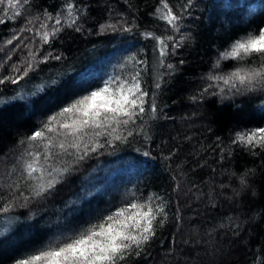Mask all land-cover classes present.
Wrapping results in <instances>:
<instances>
[{
  "label": "trees",
  "instance_id": "16d2710c",
  "mask_svg": "<svg viewBox=\"0 0 264 264\" xmlns=\"http://www.w3.org/2000/svg\"><path fill=\"white\" fill-rule=\"evenodd\" d=\"M67 3L75 5L71 13ZM167 3L182 17L178 32L160 18L161 0H22L14 10L7 0L0 5V79L23 77L0 84V208L9 209L0 212V264H14L29 248L120 207L143 204L152 194L162 199L167 221L127 264H264V152L233 143L237 133L264 127V91L233 94L209 79L237 66L229 60L217 68L216 61L233 40L264 26V0ZM146 32L165 38L163 66ZM182 36L174 48L169 37ZM29 64L33 70L23 76ZM136 73L155 113L146 104L133 123L111 125L106 135L93 129L101 134H87L88 145L79 153L69 148L65 161L53 147L52 159L40 160L44 175H28L29 153L44 151L41 142L28 140L34 131L105 81ZM49 136L59 142L65 130ZM85 147L95 150L79 160ZM52 180L54 188L35 194Z\"/></svg>",
  "mask_w": 264,
  "mask_h": 264
},
{
  "label": "snow or ice",
  "instance_id": "6c2138e0",
  "mask_svg": "<svg viewBox=\"0 0 264 264\" xmlns=\"http://www.w3.org/2000/svg\"><path fill=\"white\" fill-rule=\"evenodd\" d=\"M21 2L22 0H7L9 8L13 10L19 7ZM24 2L26 3L27 0ZM4 3L5 0H0V5ZM191 4L192 0H186L187 7H190ZM161 5L163 14L160 18L165 20L173 31L178 32L179 21L182 17L173 11L167 0H161ZM74 7L73 3L66 4L69 13L73 11ZM49 18L51 19V16ZM60 23V19L55 20L56 25ZM41 27L46 28L47 25H41ZM56 30L53 28L52 34H55ZM124 30L131 31V28ZM143 35L145 39L156 41L158 55L161 58L160 63L163 66V58L168 54L165 38L156 36L152 32H146ZM48 39L49 33L43 32L42 41L47 42ZM169 39L174 41L173 46L176 48L182 45L185 37L182 36L179 41L175 40V37H169ZM7 43L11 44L12 40H8ZM43 59L47 60L48 57L45 56ZM54 59H60V57L56 56ZM229 60L237 62L234 70L223 75L210 76L209 79L222 82L233 94H238L241 90L245 92L264 91V26H259L258 31L249 32L233 40L223 52L219 53L216 67L218 68L221 62ZM139 63L145 62L139 61ZM167 68L174 71V66L171 64L167 65ZM13 70L19 72V68ZM32 70L33 65L29 64L25 68L23 76H27ZM22 78L6 76L0 79V84L6 81L17 84L18 80ZM56 84V80L51 81V85ZM155 87L159 88L160 83L157 82ZM40 90L43 91V86ZM204 91L206 92L207 89ZM148 96L149 93L142 88L139 73H136L130 79L116 80L113 78L105 81L102 87L75 99L63 107L60 112L49 117L39 130L34 131L28 137L30 142H41L44 148L43 152L29 153L32 156V161L26 165L28 175L31 176L37 171L41 177L44 175L45 167L40 160L43 158L47 162L52 159L53 147L58 148L61 152H67L69 148H72L79 153L80 141L84 135H87L88 129H104L103 134L106 135V129L111 125L118 127L121 124L133 123L146 112V104H148V110L155 113L156 104L154 100L149 102L146 99ZM66 114L71 118L59 119ZM122 117H126V119H121ZM60 129L65 130L64 140L68 137L73 138L70 143H65L64 140L56 142L50 138V133L59 135ZM100 134V132L95 133V135ZM116 139L124 140L126 138L117 136ZM233 143H239L253 150L259 148L261 152H264V127L237 133ZM94 150L85 147L84 154L78 155V159L83 160L89 151ZM252 154L256 155L257 153L253 151ZM54 171L61 170L54 169ZM251 174L254 175V172ZM56 183L57 181L52 180L47 185H39L35 194L39 196L48 192L55 187ZM240 183L243 188L249 187L247 179L244 177L240 178ZM253 196H255L254 192ZM130 209H139V211L131 217L126 216L125 213ZM8 210V207L0 208V212ZM130 220L133 222L130 223ZM166 221L167 212L162 199L152 194L143 204L131 203L126 207H120L116 211L100 215L96 222H88L78 228L59 233L43 244L29 248L14 260V264H127V261L133 256H141L144 249L156 237L157 230L162 228Z\"/></svg>",
  "mask_w": 264,
  "mask_h": 264
},
{
  "label": "rangeland",
  "instance_id": "374dc122",
  "mask_svg": "<svg viewBox=\"0 0 264 264\" xmlns=\"http://www.w3.org/2000/svg\"><path fill=\"white\" fill-rule=\"evenodd\" d=\"M116 80H123V79H126V78H124V77H120V76H117L116 78H115ZM92 131H93V129H88L87 130V134H94V133H96V132H94V133H92ZM70 138L71 137H69V140H70ZM87 139H88V137H86V135H84L83 136V138H82V140H81V142L83 143V144H81V146H84V145H88V142H87ZM111 139V138H110ZM65 143H67V142H65ZM89 148V147H88ZM61 152V151H60ZM68 152V151H67ZM58 159H62L63 161H65V159H68L67 158V154L64 152H61L60 153V156L58 157ZM57 158H56V160H58ZM45 173V172H44Z\"/></svg>",
  "mask_w": 264,
  "mask_h": 264
}]
</instances>
